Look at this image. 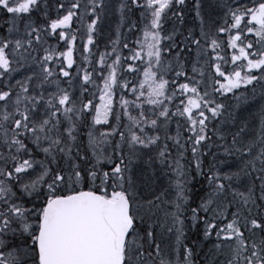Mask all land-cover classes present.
Returning a JSON list of instances; mask_svg holds the SVG:
<instances>
[{
    "label": "snow or ice",
    "instance_id": "snow-or-ice-1",
    "mask_svg": "<svg viewBox=\"0 0 264 264\" xmlns=\"http://www.w3.org/2000/svg\"><path fill=\"white\" fill-rule=\"evenodd\" d=\"M0 264H264V0H0Z\"/></svg>",
    "mask_w": 264,
    "mask_h": 264
},
{
    "label": "rangeland",
    "instance_id": "rangeland-1",
    "mask_svg": "<svg viewBox=\"0 0 264 264\" xmlns=\"http://www.w3.org/2000/svg\"><path fill=\"white\" fill-rule=\"evenodd\" d=\"M106 39H107L106 37L100 39L99 43H100L101 47H103V45L106 43Z\"/></svg>",
    "mask_w": 264,
    "mask_h": 264
}]
</instances>
